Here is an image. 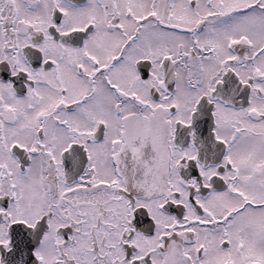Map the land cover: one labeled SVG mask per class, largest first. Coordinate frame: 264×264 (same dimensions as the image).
<instances>
[{"label":"snow or ice","instance_id":"1","mask_svg":"<svg viewBox=\"0 0 264 264\" xmlns=\"http://www.w3.org/2000/svg\"><path fill=\"white\" fill-rule=\"evenodd\" d=\"M0 264H264V0H0Z\"/></svg>","mask_w":264,"mask_h":264}]
</instances>
